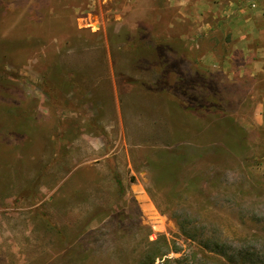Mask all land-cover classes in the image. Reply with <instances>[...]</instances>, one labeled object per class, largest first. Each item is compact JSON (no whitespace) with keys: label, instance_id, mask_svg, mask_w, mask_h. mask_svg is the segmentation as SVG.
I'll return each mask as SVG.
<instances>
[{"label":"rangeland","instance_id":"1","mask_svg":"<svg viewBox=\"0 0 264 264\" xmlns=\"http://www.w3.org/2000/svg\"><path fill=\"white\" fill-rule=\"evenodd\" d=\"M138 44L151 47L142 65L167 56L224 115L169 104L185 99L157 87L176 79L139 67ZM259 58L264 0H0V264H141L155 251V264H264ZM56 63L95 75L81 94L58 85ZM226 116L242 150H212L236 139ZM164 151L192 156L172 182Z\"/></svg>","mask_w":264,"mask_h":264},{"label":"trees","instance_id":"2","mask_svg":"<svg viewBox=\"0 0 264 264\" xmlns=\"http://www.w3.org/2000/svg\"><path fill=\"white\" fill-rule=\"evenodd\" d=\"M150 48L151 47L149 45H142V44H138L135 46L134 48L135 55L137 56V58L140 57L139 58L140 60L138 61L139 62L138 66L145 69L150 68L149 70H152L154 73L158 74L162 78L165 77L168 78L169 81L171 79L173 80L176 79L172 82L173 84L169 82V84L166 83L167 86L157 87L158 93L161 92V94H163L166 93V91L168 93L172 92L173 95L181 96L185 99V103L183 104V106L178 105L174 98L172 99L169 98L166 100L167 102H169V104L170 102L171 103L173 102L172 104L177 108H179L180 110H182L183 112H193L199 109H206V110L208 109V110H214L215 112H220L222 115H224L225 111L223 110V108L221 109L220 107L222 101L217 100V98L215 97L217 95L216 91L206 94L208 93L209 89L208 88L205 89L207 86L206 84H204L203 88H200L201 92L195 93L196 92L194 90L195 85L192 84L194 82V79H192L189 76L185 78L183 74L181 75V72L177 70L176 65H172L169 63L170 59L167 56L166 57L163 56L164 57L162 58L163 63L161 65L159 64L160 66H158L154 61L142 65L144 63L141 64L142 62L141 54L143 53L144 50H148ZM168 52L171 53L170 49L168 50ZM103 59L104 56L102 55V57L97 60L98 61L97 69H99L101 65L103 66L105 64L104 63L105 61H103ZM53 67L64 78L61 80L60 84L58 85L62 86L63 88L73 87L74 89H77L78 92L80 91L81 94L82 91H85L84 85L87 84L90 81V78L95 75L94 72L92 73L85 70V67L84 69H82V66L74 67V69H69L68 71L65 70L67 67L63 64L58 65L56 63L55 65H53ZM156 67L159 68L156 69ZM173 74L175 75V78ZM222 120L223 121H221V123L222 125H224V128L232 133L234 132V134H236L235 136L236 139L234 138V142H232L231 138H226L227 140L226 142H224L221 141L222 139L219 137L220 140L219 139L217 140L220 141L221 145L220 146L216 145L217 143L212 141V143L214 142L216 146L214 148L212 147V150L216 152H220V149L223 150L222 149L223 146H227L232 150H238V149L242 150L240 148H242L244 145L245 131L236 122H234L232 118L228 116H226ZM216 129L219 130L221 129L219 135L222 133V131L223 132L226 131L225 129L220 128V126H217ZM226 135L227 133L224 132L225 137ZM191 160H192V156L190 155V153L187 154L185 152L176 156L172 154L170 151H164L162 152L160 158L156 161V165L161 171V175H162L161 178L163 179L165 178V180L172 182L173 179L177 178L178 170L181 168V166L188 164ZM179 222H180V229L183 231L187 232V230L189 229H196L193 221L182 219L179 220ZM55 236L60 238V236H62V232L59 230L57 231L55 230ZM189 238H193V236ZM161 255L162 254L157 251L146 254L141 264H155V258L160 257Z\"/></svg>","mask_w":264,"mask_h":264},{"label":"crops","instance_id":"3","mask_svg":"<svg viewBox=\"0 0 264 264\" xmlns=\"http://www.w3.org/2000/svg\"><path fill=\"white\" fill-rule=\"evenodd\" d=\"M263 59H261V58L257 59L256 62H255V64L258 65L259 62H263L264 63V60ZM263 63H259L260 64L259 66H262L261 64H263Z\"/></svg>","mask_w":264,"mask_h":264}]
</instances>
